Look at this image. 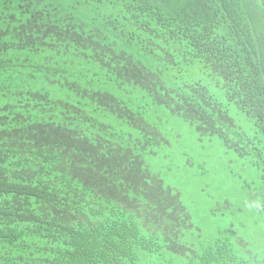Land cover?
Segmentation results:
<instances>
[{
  "label": "trees",
  "instance_id": "1",
  "mask_svg": "<svg viewBox=\"0 0 264 264\" xmlns=\"http://www.w3.org/2000/svg\"><path fill=\"white\" fill-rule=\"evenodd\" d=\"M176 120L264 218V0H0V264L264 263L154 170Z\"/></svg>",
  "mask_w": 264,
  "mask_h": 264
},
{
  "label": "rangeland",
  "instance_id": "2",
  "mask_svg": "<svg viewBox=\"0 0 264 264\" xmlns=\"http://www.w3.org/2000/svg\"><path fill=\"white\" fill-rule=\"evenodd\" d=\"M59 95L66 96L63 91ZM171 123L166 130L171 145L151 162L165 184L180 193L194 231L198 230L206 242L219 237L235 240L236 232L254 242L258 252L264 249V218L253 210L251 201L255 200L249 198L260 173L236 161L216 140L199 141L181 120ZM263 257L260 253L255 260Z\"/></svg>",
  "mask_w": 264,
  "mask_h": 264
}]
</instances>
